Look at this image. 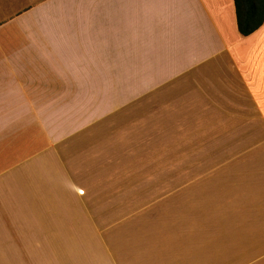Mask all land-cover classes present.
Here are the masks:
<instances>
[{
    "label": "crops",
    "instance_id": "obj_1",
    "mask_svg": "<svg viewBox=\"0 0 264 264\" xmlns=\"http://www.w3.org/2000/svg\"><path fill=\"white\" fill-rule=\"evenodd\" d=\"M11 7L0 0V264H264V22L241 34L235 0H116L115 49L149 57L145 80H118L130 97L118 96L119 112L131 104L134 118L144 103L146 119L163 121V136L165 125L179 121L181 136L209 128L229 140L197 144L194 156L167 164L178 174L148 177V191L116 193L148 199L131 220L139 239L121 259L93 257L90 223L77 238L70 210L45 208L41 191H13L17 168L8 152H19V186L26 190L28 180L27 148L13 146V136L28 133L22 121L45 118L44 103L73 97V87L47 78L51 65L42 50L29 54L28 32L13 28ZM106 25L99 33L105 51ZM83 132L86 143L90 131ZM115 133L118 141L119 127Z\"/></svg>",
    "mask_w": 264,
    "mask_h": 264
},
{
    "label": "rangeland",
    "instance_id": "obj_2",
    "mask_svg": "<svg viewBox=\"0 0 264 264\" xmlns=\"http://www.w3.org/2000/svg\"><path fill=\"white\" fill-rule=\"evenodd\" d=\"M11 3L13 28L22 26L28 32L29 54L42 50L45 62L51 65L45 72L47 78L60 86L73 87L68 91L73 97L61 103H44L45 118L22 121L28 133L13 136V146L27 148L28 157L24 190L18 183L19 152L7 153V161L17 168L13 191H41L45 208L57 207L60 214H64L63 209L70 210L69 223L75 226L77 238H81L82 226L90 223L93 257L119 254L124 259L126 251L132 249L126 248L127 243L131 247L132 241L139 239L140 226L133 225L131 220L145 213L141 210L148 208V199H132L126 194L124 199H117L120 196L116 193L148 191V177L178 174V167L167 168V164L191 158L197 144L229 140L225 135L217 136L219 129L209 128L202 136H181L179 121L165 125L163 136V121L146 119L148 106L144 103L137 105L134 118L131 111H126L131 104L125 103L124 113L119 112L117 100L129 89L117 87L118 80H145L149 57L127 56L115 49L116 0H11ZM105 25L106 51L101 49L99 34ZM127 52L125 49L124 53ZM162 58L152 56L150 61L160 64ZM127 96L129 92L123 101L130 98ZM204 123L210 126L211 122ZM116 127L122 132L118 141ZM85 128L90 131L86 143ZM209 132L214 135H208ZM71 139L75 140L72 144L68 141ZM36 149L39 150L33 153ZM28 198L29 203H34L30 199L33 196L29 194ZM144 238L147 239V232Z\"/></svg>",
    "mask_w": 264,
    "mask_h": 264
},
{
    "label": "trees",
    "instance_id": "obj_3",
    "mask_svg": "<svg viewBox=\"0 0 264 264\" xmlns=\"http://www.w3.org/2000/svg\"><path fill=\"white\" fill-rule=\"evenodd\" d=\"M238 30L249 35L264 22V0H235Z\"/></svg>",
    "mask_w": 264,
    "mask_h": 264
}]
</instances>
